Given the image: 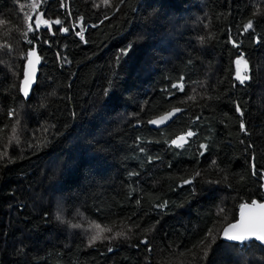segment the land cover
<instances>
[{
    "label": "trees",
    "instance_id": "obj_1",
    "mask_svg": "<svg viewBox=\"0 0 264 264\" xmlns=\"http://www.w3.org/2000/svg\"><path fill=\"white\" fill-rule=\"evenodd\" d=\"M33 2L0 0V264H264L263 245L218 235L242 203L264 199L251 167L264 170V0ZM39 11L69 32L41 28L42 63L25 99V14ZM181 75L184 92L169 102L164 90ZM174 107L183 119L148 125ZM188 129L189 143L172 146ZM95 224L125 236L89 246ZM209 229L217 235L204 257L211 238L193 246Z\"/></svg>",
    "mask_w": 264,
    "mask_h": 264
},
{
    "label": "snow or ice",
    "instance_id": "obj_2",
    "mask_svg": "<svg viewBox=\"0 0 264 264\" xmlns=\"http://www.w3.org/2000/svg\"><path fill=\"white\" fill-rule=\"evenodd\" d=\"M105 4L108 3V0H103ZM120 4H124L126 0H119ZM60 6L63 8L64 5V0H60ZM99 7V5H96ZM33 9H37L40 7L39 3L34 2L30 5ZM117 11H119V6L116 8ZM115 14V13H113ZM71 15V13H69ZM44 13H38L36 15V18L33 20V17L31 15L25 14V18L27 21V32L24 33L25 36V43L29 45V49L27 52L24 54L22 57L23 59L26 60V65L23 70V78L20 82V91L22 92L23 96L25 99L30 94V89L32 87L33 82L36 79V65L40 63V56L37 53V47H38V42L41 40V28H46L49 30V32L52 35H55L54 32H51V29L53 25L60 26L59 31L62 33H68L69 28L63 26L64 22L57 18L55 20H49V19H44L43 18ZM80 20H83V17L79 18ZM110 17L107 14L103 15V19L99 21L100 24H103L104 20H108ZM99 25H91L90 27H98ZM253 28V23L252 21H249L247 25H245V30L247 31L248 29ZM73 30H75V26H73ZM84 29L81 27L80 31H76L75 35L80 38L81 41L84 43H87L88 41L85 40L84 37ZM29 34H31V37H29ZM203 39V38H201ZM229 42L233 44L234 47H238L236 41L232 39V37H229ZM259 42V41H257ZM43 43L45 44H50L49 41L44 40ZM3 47L7 48L9 51H11V45L5 44ZM132 45H129L128 48L121 49L120 53L117 56V62H119L123 57H125L128 53V51L131 49ZM57 60L58 61H63L64 63H70V61L67 60L66 57H63L60 52L56 53ZM241 63H244L245 66H247V61L243 59V56H240L236 59L235 64L239 66ZM236 79L243 84L246 80L249 79L247 75H240L239 74V68L237 71ZM170 89L174 90H169L165 89L164 91L167 92L169 102H171V97L176 96L177 93L184 92L185 89V78L183 75L179 77L178 80L173 82L170 85ZM108 94V90H105V95ZM188 99H194V97H188ZM185 101H180V103H184ZM236 111L240 113L241 116H243V112L241 110L240 104L236 103ZM181 113H184L185 115L187 114L186 109L181 108V107H174L172 108L171 111H168L164 113L163 115L158 116L157 118L149 119L147 121L148 124L151 125H156V126H161L166 124L167 122L171 121L172 123H175L176 120L183 119V116L180 115ZM9 117L16 116L18 113L16 112L15 109L9 110L8 113ZM75 115V114H73ZM201 119L200 116L195 117V121H199ZM240 129L242 132L247 134V128L244 124L243 121L240 123ZM196 133L192 129H188L181 134L177 135L174 139L171 140V145L176 147V148H183L186 144L189 143L190 139L194 137ZM31 147V145H29ZM248 147H252V145H248ZM200 148L203 150H207V145L201 144ZM141 152H144V149H140ZM204 151L200 152V155H203ZM153 158L149 157V160ZM155 159H159L156 157ZM254 159V157H253ZM251 167L253 168V175H260L261 179L264 180V170H260L259 172L256 171V165L255 163H252ZM199 175V173H197ZM192 181L190 180H184V184H190ZM261 188H264V183L261 184ZM137 204L140 203L139 200L136 201ZM164 204L157 205L156 207L162 208L164 207ZM252 206L259 209L260 212L258 213L257 216L253 217L250 215H246L243 211L241 212V218L235 222V223H229L227 227H224L222 229V232L218 233L219 237L228 241V242H235L240 245H244L249 241H255L258 242L261 245H264V203H258L257 201H252ZM241 209L248 208V205L246 204H241ZM223 212V209L220 210ZM57 219L60 220L62 217L57 214ZM158 223V222H157ZM73 228H79V224H73L71 225ZM139 227V225H137ZM95 229L96 231L88 236V245L92 246L94 245L97 241H103V240H108L111 241L115 239L116 237H124L125 233L124 232H117L115 233L114 236L111 235H106L105 233H111L112 228L109 227H101L100 224H95ZM216 235L214 234L212 229H209L208 232L205 233V238L204 240H201L198 242V245H194L193 247H198V246H204L205 245V240H208L211 238V242L207 244V246L204 248V257H207L208 255V249L211 248L212 244L215 243L216 240ZM141 243L146 244L149 246V251H151V246L148 242L147 239L141 240ZM108 251H112V248H109Z\"/></svg>",
    "mask_w": 264,
    "mask_h": 264
},
{
    "label": "water",
    "instance_id": "obj_3",
    "mask_svg": "<svg viewBox=\"0 0 264 264\" xmlns=\"http://www.w3.org/2000/svg\"><path fill=\"white\" fill-rule=\"evenodd\" d=\"M41 12H43V11H39L38 13H41ZM37 53H38V55L40 56L38 50H37ZM40 58H41V56H40ZM41 63H42V58L40 59V63H38V64L36 65V79H37L38 74H39V69H40ZM25 65H26V60L24 61L23 70H24ZM22 78H23V72H22L21 80H22ZM36 79H35V81H34L33 84H32V87H31V89H30V94H31V91H32L33 86L35 85ZM21 80H20V82H21ZM19 90H20V83H19ZM20 93H21V95L23 96V94H22L21 91H20ZM30 94H29V96H30ZM29 96H28V97H29ZM23 97H24V96H23ZM28 97H27V98H28ZM24 98H25V97H24ZM171 110H172V108L169 109L168 111H171ZM168 111H166V112H168ZM166 112H163V113L160 114V115H163V114L166 113ZM160 115H158V116H160ZM158 116H155V117H153V118H157ZM153 118H151V119H153ZM169 122H170V121H169ZM169 122H167L166 124L161 125V126H156V125H151V124H148V125H149L150 127H153V128H160V127H163V126L167 125ZM263 183H264V182H263ZM263 192H264V188H263ZM254 200L257 201L258 203H264V199H263V200L253 199L252 201H254ZM252 201L242 203V204H246V205H248V208L241 209V207H240L241 205H240V206H239V209H238V213H237V218H236L235 220L229 222V223H235V222H237V221L241 218V212H242V211H243L246 215H250V216H253V217L257 216L258 213L260 212V210L252 206ZM229 223H227L224 227H227V225H228ZM224 227H223V228H224ZM223 228H222V229H223ZM221 232H222V230H221ZM219 239H220V240H224V239H222V238H220V237H219ZM263 246H264V245H263Z\"/></svg>",
    "mask_w": 264,
    "mask_h": 264
},
{
    "label": "rangeland",
    "instance_id": "obj_4",
    "mask_svg": "<svg viewBox=\"0 0 264 264\" xmlns=\"http://www.w3.org/2000/svg\"><path fill=\"white\" fill-rule=\"evenodd\" d=\"M238 68H239V74L240 75H247L246 74L247 66H245L244 63H241L239 66L236 65V75H237ZM95 231H96V229H95V227H93V233Z\"/></svg>",
    "mask_w": 264,
    "mask_h": 264
}]
</instances>
